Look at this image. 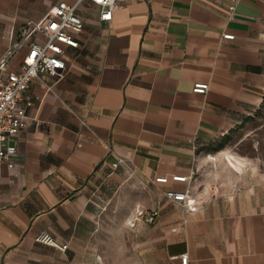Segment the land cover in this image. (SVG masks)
Returning <instances> with one entry per match:
<instances>
[{"label":"crops","instance_id":"1","mask_svg":"<svg viewBox=\"0 0 264 264\" xmlns=\"http://www.w3.org/2000/svg\"><path fill=\"white\" fill-rule=\"evenodd\" d=\"M58 1L0 0V59ZM117 4L107 21L98 5L81 3L85 26L79 47L67 49L65 77L41 75L24 92L17 166L0 183V264H103V213L131 185L130 211L145 214L125 239H141L150 264H181L184 253L189 264H264V180L255 167L226 155L219 193L203 199L192 187L202 149L264 100V0ZM199 82L209 83L206 94L193 91ZM170 190L188 193L196 208ZM42 230L67 250L37 242Z\"/></svg>","mask_w":264,"mask_h":264},{"label":"built area","instance_id":"2","mask_svg":"<svg viewBox=\"0 0 264 264\" xmlns=\"http://www.w3.org/2000/svg\"><path fill=\"white\" fill-rule=\"evenodd\" d=\"M89 1L100 7V18L111 20L117 7V0H59L49 8L45 16L23 27L10 48L0 59V183L3 170H13L17 166V147L15 137L28 124L24 92L31 81L41 75H51L56 79L65 77L68 63V48H78V36L83 32L85 21L79 14L81 3ZM233 8V7H231ZM223 38L232 39L234 35L223 34ZM24 51L18 69L10 67L15 56ZM209 83H196L193 91L206 94ZM117 166V164H114ZM175 181H187V176L174 175ZM157 182H168L167 177H157ZM166 196L182 203L188 210H194V200L188 193L167 191ZM157 212L151 213L147 220L153 222ZM36 241L67 250L68 244L59 242L48 230L40 231ZM181 264H189L186 253L180 256Z\"/></svg>","mask_w":264,"mask_h":264},{"label":"rangeland","instance_id":"3","mask_svg":"<svg viewBox=\"0 0 264 264\" xmlns=\"http://www.w3.org/2000/svg\"><path fill=\"white\" fill-rule=\"evenodd\" d=\"M200 155L192 187L203 199L219 193L224 179L230 174L226 155L248 161L249 167H255L264 180V100L233 131L202 149ZM137 198L136 187L128 186L103 213L102 232L106 233L107 239H98L103 264L151 263L141 246V239H125L131 232L135 233L133 219L145 214L141 206L130 211ZM110 235L117 239H109ZM161 264L168 263L161 259Z\"/></svg>","mask_w":264,"mask_h":264}]
</instances>
